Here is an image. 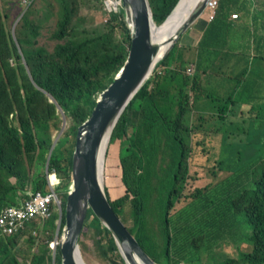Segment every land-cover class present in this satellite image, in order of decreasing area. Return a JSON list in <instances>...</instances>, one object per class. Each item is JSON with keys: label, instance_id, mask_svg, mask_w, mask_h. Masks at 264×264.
I'll list each match as a JSON object with an SVG mask.
<instances>
[{"label": "trees", "instance_id": "16d2710c", "mask_svg": "<svg viewBox=\"0 0 264 264\" xmlns=\"http://www.w3.org/2000/svg\"><path fill=\"white\" fill-rule=\"evenodd\" d=\"M35 1L0 0V211L18 209L29 194L48 191L45 174L28 178L21 161L27 159L35 169L43 160L48 174L60 177L63 227L77 128L124 63L130 35L118 12H109L102 28L67 33L65 16L52 33L58 43L48 52L33 43L39 26L31 20ZM177 2L148 0L155 23H162ZM192 41L189 31L180 37L182 52L178 43L173 45L156 68L164 70L155 69L119 117L110 143L125 139L115 156L121 187L110 190L105 183L109 191L104 192L158 264H264V0H216L214 18ZM188 49L197 56L184 54ZM210 50H218L217 62L210 60ZM192 61L189 75L185 69ZM208 62L212 66L205 67ZM213 77L226 93L212 86ZM199 96L210 103L201 102L212 115L206 128L192 120ZM133 104L137 108L129 125ZM58 115L70 123L65 129L54 123ZM211 151L219 154L205 177L191 168L190 157ZM187 182L205 185L187 195ZM87 217L100 235L96 246L103 263L125 264L110 231L90 212ZM46 221L39 222L41 229L26 223L16 233L0 232V264H19L16 252L24 261L29 257L30 264H50L56 226ZM241 244L250 251H241ZM225 246L234 247L237 257L227 256ZM55 255L60 257L57 247Z\"/></svg>", "mask_w": 264, "mask_h": 264}, {"label": "water", "instance_id": "95a60500", "mask_svg": "<svg viewBox=\"0 0 264 264\" xmlns=\"http://www.w3.org/2000/svg\"><path fill=\"white\" fill-rule=\"evenodd\" d=\"M179 2L180 0L163 22ZM208 2L209 0L198 1L193 13L178 29L166 53L157 59L158 52L151 44V25L156 23L152 18L148 0H119L117 12L121 13L129 31L130 47L124 63L114 74L112 81L98 94L90 116L77 128L70 177L72 188L66 196L64 225L59 235V226L55 232V237L58 236L56 245L61 264H84L78 241L89 212L110 231L125 264H158L141 248L109 205L101 187L103 161L102 156H99V149L104 135L113 131L124 109L180 36L203 16ZM56 140L57 138L55 142ZM45 173L47 174V168ZM46 178L48 182V176Z\"/></svg>", "mask_w": 264, "mask_h": 264}, {"label": "rangeland", "instance_id": "374dc122", "mask_svg": "<svg viewBox=\"0 0 264 264\" xmlns=\"http://www.w3.org/2000/svg\"><path fill=\"white\" fill-rule=\"evenodd\" d=\"M64 1L65 2L62 5H60L57 2V0H43V1L36 0L34 2V5H33L34 13L31 16V20L35 25H39L37 28L38 34L35 36L33 40V43L35 46L43 47L48 52H51L55 44L58 43V40L52 38V33L54 31L59 30V25L60 23L64 21L65 16H67V22H68V24L66 25V29H67L66 33H67L69 32L70 29H78L84 26L88 30H91L94 28H102L109 22L108 9L114 10V5L111 3L114 0H103V1L102 0H64ZM64 4L66 5V10L64 9ZM45 7H47V9H45ZM61 8H63V11H64L63 13L61 12ZM202 17L198 18L196 21L199 20L201 23L206 25L207 23L206 17L205 18H202ZM192 25L190 26V29H188L185 33L189 31V36L193 39V41H196L202 31H200L199 29H195L194 25L193 26ZM116 36L119 37L118 31L116 32ZM179 39L177 40L175 44L178 43ZM193 41H192V44L194 43ZM178 45L180 46V49H178L177 51L182 52L181 50L182 44L178 43ZM188 51H190L189 54L191 57L197 56L196 50L189 49ZM217 51L218 50L209 51L208 56L210 60L216 61ZM224 64L230 67L227 63H224ZM189 65L190 63H188L186 67H188ZM204 66L208 67V66H212V64L211 62H208ZM136 108H137V105L133 104L132 109L130 110V112H128L129 114H128V119H127V124L129 125H132L134 123V113L133 112L136 110ZM202 108H203V104L201 102H198L197 104H195V106L193 107V111L195 114L193 115L192 120L195 125L198 126L202 123L203 128H206L207 120L212 115L207 112L205 119L199 120L197 113L199 114L203 113ZM12 122H14V120H12L11 123ZM54 123L59 124L61 126V129L62 127H64L63 124L65 125L64 129L70 125L68 121L65 124V119L63 115L62 117L58 115L57 120H55ZM214 128L215 127H210L209 130L214 129ZM235 135H236V132L233 131L230 137H233ZM56 136H54V139ZM192 140H189V141L192 142ZM124 141H125L124 138H122L120 142L111 141V143L109 142V145L107 147L105 164H104V184L106 183L107 187L110 190H114V187H117V188L121 187V185L118 182L119 173L117 169L119 168L118 166H116L115 156L117 155L119 144L123 143ZM194 143H195V140H193V144ZM214 148L216 149V146H214ZM195 151H197V147L194 148V152ZM218 154L219 153H215L214 151H211L209 153H191L190 166L191 168L197 169L198 170L197 173H202L205 177H208V170L211 168V166L214 165V160L216 159V157H218ZM46 157L48 159V154L45 155L44 158ZM21 161H22L23 171L28 176V178H32L33 176H36V175L45 174L46 177L48 176V182L50 184V185L47 184V188L49 189V187H52L56 191L57 196L60 199L63 198V192H60L58 190L60 189V186H61V182L59 180L60 177L57 176V178H59L57 179L54 174L49 175L48 170L46 174L45 168H47V165L46 167L44 166L43 160L38 161L35 169L31 168V166L27 162V159H22ZM204 185L205 184H193V183L187 182L186 187H185V192L188 195V193L192 192L193 189L197 187H203ZM107 187H104L103 190H105V188L108 190ZM68 188L71 191L72 185L69 184ZM17 195H20L21 197L22 194H17ZM16 203H17V200H16ZM11 207L17 208V206H11ZM18 208H21V207H18ZM127 210L128 209L125 208V210L123 211L125 217L128 215V213L126 212ZM58 216H59V212H57L56 210H52L51 213L38 214L35 217L31 218L30 220H26V222H27V225L29 226H33V223H36L37 228L41 229L42 225L39 222L43 220H47L46 223L55 222V226H57L59 223ZM34 218H38V222H33ZM89 221H90V217H87V219L85 220V223L88 225V227L84 226V229H82L83 231L81 232V235L78 241L81 259L84 264H104L100 256V252L96 246V243L99 240L100 235L92 230V228L89 226ZM125 225L130 226L131 225L130 221L127 220L125 222ZM15 227L17 228V222L15 223L14 228ZM35 237L40 239L43 243L47 241V239L45 240L42 236L36 235ZM101 246L106 248V244H104V242L101 243ZM25 247H27V245ZM240 250L247 252V251H250V247L245 244H241ZM223 251L227 253V256L229 257H233V258L237 257V250L234 247L225 246V249ZM51 253H52V250L50 251V254ZM14 255L19 264H30L29 257L28 258L25 257V261H26L25 262L23 255L21 253L17 254L16 252L14 253ZM184 259H186V257ZM52 262H53L52 256H50V264H52ZM161 262L165 264L163 260H161ZM55 263L61 264L60 257L58 259H55ZM182 264H188V263L186 262V260H184Z\"/></svg>", "mask_w": 264, "mask_h": 264}, {"label": "built area", "instance_id": "2783aa9c", "mask_svg": "<svg viewBox=\"0 0 264 264\" xmlns=\"http://www.w3.org/2000/svg\"><path fill=\"white\" fill-rule=\"evenodd\" d=\"M103 1V0H102ZM114 5V10L108 9V12H117L119 7V0H114L111 2ZM216 9V0H209L206 5L205 15L207 22L211 21L214 18ZM232 19L237 18L236 14L231 15ZM192 66L188 67L186 73H191ZM51 200H55L54 191L50 188L49 192L42 196L41 193H35L30 196L29 199H24L19 207L21 208H4L0 211V232L4 234H11L16 227L15 223L17 222V226H21L23 222L26 220H30L38 214H46L49 211V203ZM34 220V219H33ZM57 239H54L50 243V248L52 251L55 250ZM52 264L55 263V252H52Z\"/></svg>", "mask_w": 264, "mask_h": 264}, {"label": "bare ground", "instance_id": "6f19581e", "mask_svg": "<svg viewBox=\"0 0 264 264\" xmlns=\"http://www.w3.org/2000/svg\"><path fill=\"white\" fill-rule=\"evenodd\" d=\"M199 0H180L175 10L167 18V20L160 25H151V44L156 48L158 55L157 59L161 58L167 51V47L173 41L178 29L188 20L190 15L196 8ZM130 27H131V23ZM112 132H107L104 135L100 146L99 156H102L103 168L102 175V189L104 188V164L107 147L110 142Z\"/></svg>", "mask_w": 264, "mask_h": 264}, {"label": "clouds", "instance_id": "9594fccd", "mask_svg": "<svg viewBox=\"0 0 264 264\" xmlns=\"http://www.w3.org/2000/svg\"><path fill=\"white\" fill-rule=\"evenodd\" d=\"M203 15H205V12H204V14ZM160 65V63L157 65V66H159ZM157 66L153 69V71H152V74L150 75V77L146 80V81H148L151 77H152V75H153V73H154V71H155V69L157 68ZM192 66V65H191ZM188 67H190V66H188ZM188 67L185 69V72H186V70L188 69ZM164 70V68H162V67H159L158 69H156V72L157 73H161L162 71ZM193 73V66H192V71H191V73H188L189 75H191ZM145 81V82H146ZM134 98V97H133ZM132 101V100H131ZM193 117V116H192ZM48 183V185H50L49 184V182H47ZM50 188H52V187H49V189H48V191L46 192V193H44V194H42V196H45L48 192H49V190H50ZM53 189V188H52ZM53 191H54V195H55V200H51V202L49 203V206H48V208H49V211H48V213H51L52 212V210H56L57 212H59V223H58V225L57 226H59V228H60V230L62 229V227H61V223H62V209H61V199L57 196V194H56V191L53 189ZM37 193V192H36ZM38 193H40V192H38ZM35 194V193H34ZM30 196H32L33 194H29ZM24 200V199H23ZM115 212V211H114ZM116 213V212H115ZM117 214V213H116ZM27 222H23L22 223V225L19 227V226H17V228L12 232V233H16L17 231H19L20 229H22L23 227H24V225L26 224ZM56 226V227H57ZM59 230V229H58ZM56 232V231H55ZM2 233V232H1ZM2 234H4V233H2ZM57 235H59V233H57ZM58 236H56V237H54V239H56ZM56 247H57V245H56ZM55 250H56V248H55ZM51 256H52V253H51Z\"/></svg>", "mask_w": 264, "mask_h": 264}, {"label": "crops", "instance_id": "0c3cea01", "mask_svg": "<svg viewBox=\"0 0 264 264\" xmlns=\"http://www.w3.org/2000/svg\"><path fill=\"white\" fill-rule=\"evenodd\" d=\"M204 17H202V18H205L206 17V15H203ZM208 23V22H207ZM206 23V24H207ZM193 25H194V28L195 29H199L200 31H202V29H203V27H204V25L205 24H203V23H201L199 20L198 21H195L194 23H193ZM192 25V26H193ZM189 50V49H188ZM188 50H186V51H184V54H188L189 55V52L190 51H188ZM190 65H193L194 66V63H190ZM217 85H218V78H216V77H213L212 78V86L214 87V88H217ZM203 86H205V82H203ZM218 89V88H217ZM219 90V93H221V94H224V93H226L227 92V88H219L218 89ZM197 102H204L205 104H210L209 103V101L207 100V99H205L204 97H202V96H199L198 97V99L196 100V102H195V104H197ZM195 104H194V106H195ZM193 106V107H194ZM208 110H210V109H206L205 111H203V113H205V112H207ZM195 113H194V111H193V115H194ZM198 115H200L199 113H197ZM202 114V113H201Z\"/></svg>", "mask_w": 264, "mask_h": 264}]
</instances>
